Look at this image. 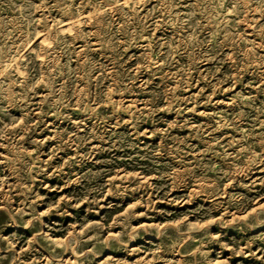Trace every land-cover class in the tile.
<instances>
[{
    "label": "rangeland",
    "instance_id": "obj_1",
    "mask_svg": "<svg viewBox=\"0 0 264 264\" xmlns=\"http://www.w3.org/2000/svg\"><path fill=\"white\" fill-rule=\"evenodd\" d=\"M0 264H264V0H0Z\"/></svg>",
    "mask_w": 264,
    "mask_h": 264
},
{
    "label": "bare ground",
    "instance_id": "obj_2",
    "mask_svg": "<svg viewBox=\"0 0 264 264\" xmlns=\"http://www.w3.org/2000/svg\"><path fill=\"white\" fill-rule=\"evenodd\" d=\"M65 26V25H64ZM59 27V26H58ZM72 28V27H71ZM44 36V35H43Z\"/></svg>",
    "mask_w": 264,
    "mask_h": 264
}]
</instances>
